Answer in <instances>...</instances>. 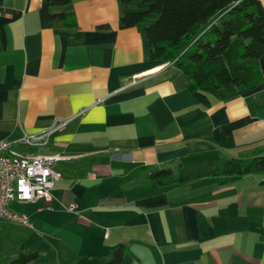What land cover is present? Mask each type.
I'll return each mask as SVG.
<instances>
[{"label":"crops","instance_id":"0c3cea01","mask_svg":"<svg viewBox=\"0 0 264 264\" xmlns=\"http://www.w3.org/2000/svg\"><path fill=\"white\" fill-rule=\"evenodd\" d=\"M61 12L75 26L50 18ZM121 12L120 0H0V139L62 123L44 146H14L64 156L51 202L13 201L27 203L23 248L39 253L28 264H103L119 245L121 264H264V174L171 189L149 176L264 150V54L254 89L203 106L143 31L119 28Z\"/></svg>","mask_w":264,"mask_h":264},{"label":"trees","instance_id":"16d2710c","mask_svg":"<svg viewBox=\"0 0 264 264\" xmlns=\"http://www.w3.org/2000/svg\"><path fill=\"white\" fill-rule=\"evenodd\" d=\"M71 0H48L61 6ZM119 28L135 27L147 37L151 59L170 62L186 76L187 89L198 103L224 100L254 89L259 81L258 59L264 54V5L259 0H120ZM75 26L72 13H53ZM106 27V25H100ZM264 174V150L229 159H208L175 168H159L150 178L166 188L196 179L225 175ZM119 245L103 264H121ZM36 250L19 248L8 264H28Z\"/></svg>","mask_w":264,"mask_h":264},{"label":"built area","instance_id":"2783aa9c","mask_svg":"<svg viewBox=\"0 0 264 264\" xmlns=\"http://www.w3.org/2000/svg\"><path fill=\"white\" fill-rule=\"evenodd\" d=\"M61 125L60 122L36 133H23L14 141L0 139V218L29 226L27 215L12 212L11 203L14 200L29 202L44 200L49 203L53 199L52 188L60 178L55 164L64 156L36 150L18 151L14 146L18 144L44 146L50 134ZM60 205L66 211L76 212L74 203ZM46 207L52 208L50 205Z\"/></svg>","mask_w":264,"mask_h":264},{"label":"rangeland","instance_id":"374dc122","mask_svg":"<svg viewBox=\"0 0 264 264\" xmlns=\"http://www.w3.org/2000/svg\"><path fill=\"white\" fill-rule=\"evenodd\" d=\"M26 204V202L19 203L15 201L12 204V208L10 207V210H12V212L26 211ZM29 226H25L16 221L0 218V264H8L10 259L14 256L13 254L19 250L22 244L28 247L32 243L30 239L32 234L30 229L32 227L29 228ZM34 242H36V240ZM38 262V264H44L45 259L42 258Z\"/></svg>","mask_w":264,"mask_h":264}]
</instances>
